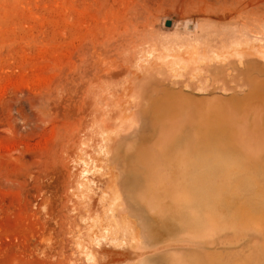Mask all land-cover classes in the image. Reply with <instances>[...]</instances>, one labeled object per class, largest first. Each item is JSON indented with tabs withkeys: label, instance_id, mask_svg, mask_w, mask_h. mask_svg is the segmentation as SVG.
<instances>
[{
	"label": "rangeland",
	"instance_id": "rangeland-1",
	"mask_svg": "<svg viewBox=\"0 0 264 264\" xmlns=\"http://www.w3.org/2000/svg\"><path fill=\"white\" fill-rule=\"evenodd\" d=\"M168 48L198 65L173 67ZM187 96L264 145V108L242 103L264 107V0H0V264L262 263V232L224 216L205 240L152 213L147 184L175 171L151 169L156 118Z\"/></svg>",
	"mask_w": 264,
	"mask_h": 264
},
{
	"label": "bare ground",
	"instance_id": "bare-ground-1",
	"mask_svg": "<svg viewBox=\"0 0 264 264\" xmlns=\"http://www.w3.org/2000/svg\"><path fill=\"white\" fill-rule=\"evenodd\" d=\"M168 49L169 51L167 52L169 53L171 49L170 48ZM168 53L166 54L168 55ZM171 53L172 54L169 53L170 55H168L169 58L167 61L172 66L174 65L173 67L184 69L185 67L190 68V66L193 67L195 65H198L197 61L199 58L196 54L199 55V53H193V52L187 51L186 53L188 54L185 57H180L175 52H171ZM202 55L204 56L205 53H202ZM104 57H103V60H104ZM108 58L106 60H109ZM106 60L104 62H106ZM149 60H151V58ZM151 62L152 61H150V64ZM124 64L126 68L123 67V69L125 68L124 70L126 72V75L128 74L130 75L129 73L131 71V70L129 71V68L131 67L130 65L132 64L135 66L137 63L134 64V62L129 61ZM148 66L150 67V65ZM135 69L136 71H138L137 68ZM139 73H141V71ZM104 77H103L104 80L107 79V77L106 78ZM131 77H129L128 79V77L125 76L124 78H127V80H130ZM109 78H111V76ZM109 78L107 80L110 81L111 79ZM133 78L132 80H135L138 77L136 78L134 76ZM127 80L124 79L125 82ZM121 83H123L121 84V86L124 88L123 86L124 82L122 81ZM137 83H139V81ZM110 84L112 85V82ZM110 84L108 85L110 86ZM104 85H107V84L104 83ZM119 86L120 85H118L117 87ZM103 87L104 86H102V88ZM107 87L108 86L103 88V90H105ZM113 87H114V82H113V86L112 87L110 86L111 90H113ZM133 88L135 87H132V89ZM115 89L113 91H115L116 94H118L119 88H117V90ZM204 90L201 89L200 91L204 92ZM137 91L138 89H136V92ZM142 91L136 94L135 99L133 98L134 96L133 94L132 96L133 99L129 100V101H132L133 105L134 103L136 104L137 99L141 97ZM106 92L108 94V90L105 91V93ZM132 92L134 93L135 91H132ZM112 93H111L112 96L115 95V93L113 94ZM143 94H144V91H143ZM156 94H158V92ZM119 95L120 97H122L123 94H118V96ZM159 95H160L159 97L154 96L153 99L159 100L158 98L162 97L161 96L162 93ZM114 97H117V95L113 96L112 99ZM167 102H168L166 104L167 107L171 109L173 107L175 112H173V110L167 111L163 114V116L156 118V122L159 123L164 128V131L161 132L159 140L157 141L156 145L152 148L154 151H152L153 153L150 154L149 159L153 163V167L151 168L153 169V171L154 169L158 168V165L162 164V162L164 161H166L169 164L166 166V169L167 168L171 169V165H172L174 167V168L172 167V170L175 169V171L174 170L172 171L173 175L176 174L175 177L177 176L176 177L177 179L173 178L174 177L173 175H171L172 178H170L169 177L170 175L168 173L167 174L169 175L168 176L169 178L167 179L166 171L163 169L165 171V172L163 171L165 173V174L163 173L164 175L162 174V172H159L162 174V177L158 173L160 175L159 176L160 178H158L157 180H155L156 178L154 179L151 178L150 181L152 179L155 181L152 180L153 182H149L148 184L146 183L147 186L149 188L150 187L153 188L156 193L155 194L151 192V194L153 195L155 194L154 195L155 198H153L152 196V198L156 200V207L154 206L155 210H154V207H153V210L149 209L150 207L149 206V207H146L149 209L148 211L151 212L152 210V213H153V211L157 210V212H159V214H161L162 217L175 220L181 225L187 224L191 227L196 228L197 231L205 234V240L209 239V233H210L209 231L215 232V234L216 232H218L217 230H219L220 223L222 222V219L224 216L227 217L226 219H228L230 223L233 224L231 226H235V227H230V228H235V230L240 229L243 232H246L247 230L248 234L249 233L251 234L260 233L261 235V232L263 234L264 233V145L258 144V143L251 144V143H247L246 141H244L243 139L244 133L234 128V126H232L227 119L223 118L224 117L223 115L216 114V112H213V110H210L208 106V102H205L203 104L199 101H195L194 98L192 97L190 98L188 96L184 100L179 101V103H173L177 101H172L169 97H167ZM242 103L245 104V106H250L252 110L258 113L260 112L262 108H264L263 103L262 104L261 103L252 104L249 100H245V99L242 100ZM132 104H130V108L133 106ZM119 105H122V104H119ZM114 106H117V105H114ZM123 106L124 108H126L125 105ZM124 108L120 107L121 110L122 109L124 110ZM127 108L129 107L127 106ZM179 108H182L184 111H187V112L183 111L184 113H182L181 117H179V115L177 114V113L180 114ZM120 109H117V110L120 111ZM129 113H131V110ZM126 114L128 115V113ZM121 116H124V115H121ZM128 117H130V115ZM121 120L122 119H120V121ZM132 121L134 122V120ZM110 139H113V138H110ZM160 160H161V163L159 164ZM151 161L150 163L146 164L147 166H144V167L145 168L151 167L152 166ZM151 169L149 170V172L152 171ZM163 176H165V178H163ZM147 191L148 189L146 190V192ZM116 193L117 195H120L119 192H116ZM143 193L141 192V194ZM147 193H148L147 195L150 194L149 192ZM113 195L115 197V194ZM114 197H113L114 200L120 199V197H117V196L115 198ZM146 197L147 199L149 198L148 196ZM147 199H144V200L140 199V200H142V202H144L145 204L148 201ZM153 199H150L149 200L150 202L148 201L149 205L150 203L154 205ZM120 201H118L117 203L119 204ZM108 205L111 206L110 212L113 211V207L117 206V204L115 206L111 204H108ZM145 206H147V203L145 204ZM120 211H122L121 208H120ZM104 212L107 213V208H106V211L104 210ZM123 212L125 213L124 209H123ZM114 216H116L115 213H114ZM125 216L126 215H124V217ZM130 227L131 226H129V228ZM104 229H105L106 234L107 235L109 234V238H110V235H111V238H113V235L116 234V232L113 231V229L110 226L109 227L105 226ZM115 229H118V228H115ZM111 230L113 231V233L111 232ZM129 231L131 230L129 229ZM132 235H134V239H135V234L133 233ZM128 237H129V234H128ZM205 240L203 239L202 241H198L199 244L197 245H200L203 247L208 246L209 241H205ZM259 250H257L258 251L257 254L261 255L262 253L263 258H261V256L259 257L260 259H258L257 256L256 258L259 261L261 260L260 262H262L263 260V262L260 264H264V249L262 250L263 252L262 251L260 252ZM199 258L201 259V257H198V259ZM206 258H203L204 264L208 263V260ZM256 258H255V261H257ZM198 259L196 261H198ZM205 259L207 260V262L205 261ZM176 262L174 264L178 263ZM189 262L190 261L188 259L187 264H190ZM199 262H202V259ZM254 263L256 264L257 262H254Z\"/></svg>",
	"mask_w": 264,
	"mask_h": 264
},
{
	"label": "water",
	"instance_id": "water-1",
	"mask_svg": "<svg viewBox=\"0 0 264 264\" xmlns=\"http://www.w3.org/2000/svg\"><path fill=\"white\" fill-rule=\"evenodd\" d=\"M166 25L169 26V22H167Z\"/></svg>",
	"mask_w": 264,
	"mask_h": 264
}]
</instances>
